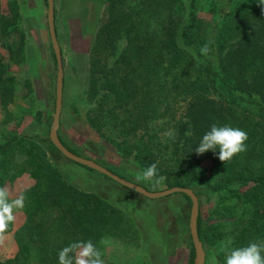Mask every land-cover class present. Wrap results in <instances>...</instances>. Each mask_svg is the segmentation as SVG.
<instances>
[{
	"label": "trees",
	"instance_id": "16d2710c",
	"mask_svg": "<svg viewBox=\"0 0 264 264\" xmlns=\"http://www.w3.org/2000/svg\"><path fill=\"white\" fill-rule=\"evenodd\" d=\"M124 1L110 0L108 23L89 53L92 107L85 113L86 124L117 152L163 177L167 188L216 196L210 215L218 221L208 225L199 212L197 233L203 247L217 248L219 264H264V143L259 136L264 135V0H235L208 54L202 53L210 47L205 39L193 34L199 28L196 0H190L188 23L178 34L181 44L169 18L156 38L132 19L139 11L121 12ZM141 3H161L170 17L180 0ZM10 26L9 32L21 33L16 22ZM22 41L11 53L16 64L25 59ZM6 72L0 63L3 110L14 92L12 77L1 78ZM170 91L187 104L166 139L170 160L158 171L159 147L139 146L134 138L140 122L147 126L162 118ZM40 142L0 131V236L13 225L5 184L24 175L33 181L21 192L25 220L13 234L17 253L0 264H75L73 255L80 248L88 264H103L97 257L99 241L124 224L123 215L64 181ZM186 264H195L192 244Z\"/></svg>",
	"mask_w": 264,
	"mask_h": 264
},
{
	"label": "rangeland",
	"instance_id": "374dc122",
	"mask_svg": "<svg viewBox=\"0 0 264 264\" xmlns=\"http://www.w3.org/2000/svg\"><path fill=\"white\" fill-rule=\"evenodd\" d=\"M91 1L54 0V27L63 70L59 140L80 157L92 160L150 192L168 189L163 177L155 176L147 168L140 167L134 157H125L117 152L85 122V113L92 107L87 96L89 53L97 32L108 23L110 10L109 3H90ZM141 2L142 0H125L120 7L121 12L133 14L139 11L132 19L137 25L143 26L148 34L154 33L156 38L166 27L169 18L172 22L170 25L176 27L178 42L181 44L178 34L188 23L190 0H180L170 17L161 3ZM234 3L235 0H196L199 28L193 34L196 40L204 38L206 46H210L202 53L213 51L212 44L222 18L232 11ZM97 7L99 12L95 21L92 15H88V11L92 13ZM46 15V0H0V63L7 71L1 78L12 77L11 84L14 87L12 101L6 110L0 105V131L41 140L39 144L48 163L60 173L64 181L78 190L95 194L120 211L124 224L99 241L97 257L103 264H186L192 240L189 232L191 205L185 196L179 193L162 199H147L66 159L50 143L57 69ZM88 19L92 21L86 24ZM14 22L21 33L9 32L10 25ZM4 24H8L7 28ZM2 27L6 30H1ZM89 28L92 29L91 35L87 34ZM21 41L24 44L25 59L16 64L11 53L16 51ZM189 51L196 55L194 48ZM167 96L161 106L162 118L152 123L150 121L147 126L140 122L134 138L139 146L148 143L159 147L162 160L158 161V171L170 160L166 139L172 133L175 120L182 117L187 104L171 91ZM109 131L106 134L113 138L114 133L112 136ZM261 133L259 132V136L264 143V135ZM143 159L149 162L147 157ZM203 165L208 167L210 161ZM32 183L24 175L4 186L13 225L10 233L0 236V262L13 258L17 253L13 234L25 220L21 192ZM197 199L198 213L200 212L204 222L208 225L217 222L218 218L210 215L216 204V196L202 195ZM203 250L204 264H219L217 248L204 246ZM73 256L75 264H88L84 248L76 250ZM197 262L196 258L195 264Z\"/></svg>",
	"mask_w": 264,
	"mask_h": 264
},
{
	"label": "water",
	"instance_id": "95a60500",
	"mask_svg": "<svg viewBox=\"0 0 264 264\" xmlns=\"http://www.w3.org/2000/svg\"><path fill=\"white\" fill-rule=\"evenodd\" d=\"M47 3V26H48V33L50 37V42L53 49V54L56 62V82H55V109H54V119H53V126L49 132V141L54 146V148L66 159L83 166L87 169L95 171L112 181L116 182L117 184L121 185L122 187L131 190L137 194L143 195L145 198L150 200L162 199L174 194H184L186 195L191 202L190 208V218H189V232L192 240V245L195 250V260L198 259L197 264H204L205 261V254L203 250V246L201 241L199 240L198 233H197V217H198V199L194 192L189 188H180V187H173L168 188L158 192H150L145 188L131 183L114 173L110 172L108 169L98 165L92 160L85 159L78 155L73 154L70 152L59 140L58 137V128H59V119L61 113V103H62V84H63V70H62V59H61V51L57 41L55 27H54V3L53 0H46Z\"/></svg>",
	"mask_w": 264,
	"mask_h": 264
},
{
	"label": "flooded vegetation",
	"instance_id": "af4514ba",
	"mask_svg": "<svg viewBox=\"0 0 264 264\" xmlns=\"http://www.w3.org/2000/svg\"><path fill=\"white\" fill-rule=\"evenodd\" d=\"M95 10H96V11H95ZM98 12H99V7H97L96 9H93V12H92V13H91L90 11H88V15H92V17L95 18V21H96V19H97L96 16H98V15H97ZM93 15H94V16H93ZM93 18H92V19H93ZM92 19H91V21H92ZM91 21L88 19V21H86V24H89ZM86 31H87V30H86ZM91 32H92V29L89 28V30L87 31V34H90V35H91Z\"/></svg>",
	"mask_w": 264,
	"mask_h": 264
},
{
	"label": "crops",
	"instance_id": "0c3cea01",
	"mask_svg": "<svg viewBox=\"0 0 264 264\" xmlns=\"http://www.w3.org/2000/svg\"><path fill=\"white\" fill-rule=\"evenodd\" d=\"M53 3H54V0H53ZM90 3H110V0H92ZM95 193L97 194V192Z\"/></svg>",
	"mask_w": 264,
	"mask_h": 264
}]
</instances>
